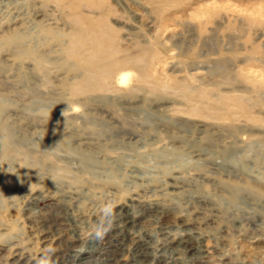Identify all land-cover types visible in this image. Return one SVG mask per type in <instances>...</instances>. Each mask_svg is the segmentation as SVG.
<instances>
[{
	"label": "rangeland",
	"instance_id": "1",
	"mask_svg": "<svg viewBox=\"0 0 264 264\" xmlns=\"http://www.w3.org/2000/svg\"><path fill=\"white\" fill-rule=\"evenodd\" d=\"M74 3L107 10L124 52L151 45L149 71L165 88L127 68L116 92L83 102L69 93L81 70L64 57L63 5L16 0L28 20L19 26L0 8V247L51 242L61 264H75L69 240L77 233L81 248L109 209L139 194L165 206L167 226L196 234L206 264H264V0Z\"/></svg>",
	"mask_w": 264,
	"mask_h": 264
},
{
	"label": "bare ground",
	"instance_id": "2",
	"mask_svg": "<svg viewBox=\"0 0 264 264\" xmlns=\"http://www.w3.org/2000/svg\"><path fill=\"white\" fill-rule=\"evenodd\" d=\"M0 1V8L6 11L11 23L19 26L28 22L26 13L19 8L21 5L19 7L13 5L16 0ZM52 1L61 6L65 0ZM75 1L77 0L65 1L61 6L66 11L63 10L66 13L63 16L67 17L66 20L72 28L63 46L64 57L72 59L81 70L79 78L68 86L72 96H79L85 102L88 97L94 100L97 95L116 92L119 89L116 76L121 70L127 68L136 70V80L147 83L151 90L165 88L164 84L154 79L149 71L148 60L155 54L151 45L142 46L139 53L124 52L118 47L120 46L119 41L116 42L117 37L112 33L113 28L105 24L104 18L108 17L107 10L98 12L100 16L96 17L93 16L95 12L91 15L93 12L87 14L83 9L78 8ZM53 6L56 7V5ZM117 80L124 81L123 75H120ZM180 86L186 90L185 85ZM233 100L242 113L247 114L244 101L236 97ZM81 142L87 143L86 141ZM171 178L175 181L179 175L174 174ZM135 195L126 204L109 209L105 213L106 221L98 224L100 229L92 233L88 240L82 242L79 249H76V246L80 238L75 231L76 235L67 243L68 256L71 257L69 261H74L75 264H99V261L104 260V264H120L124 258L123 254L126 256L128 251L130 254L128 261L132 262L130 264H148L153 259L156 264H206L208 262L206 250L200 248L196 234L192 235L190 229L186 227L177 226L178 228L174 229L172 226H167L163 219L165 206L148 197ZM32 198L30 194H26L23 202L27 207L23 209L30 208ZM134 203L137 206L136 210L132 207ZM26 213L23 212L24 215ZM143 218L157 224L154 234L149 233L147 229L143 230L142 223L145 220ZM98 232L102 234L100 237L97 236ZM47 243L31 250L24 245L10 241L5 244L6 246H1L0 250L7 251L6 254L11 259L10 264H37L42 259L46 261L52 259L53 263L50 262V264H61L60 253L58 254L55 245L52 246L51 242ZM165 252L170 257H165ZM116 254H120V257L122 255V258L117 257ZM236 263L223 261L222 264Z\"/></svg>",
	"mask_w": 264,
	"mask_h": 264
},
{
	"label": "clouds",
	"instance_id": "3",
	"mask_svg": "<svg viewBox=\"0 0 264 264\" xmlns=\"http://www.w3.org/2000/svg\"><path fill=\"white\" fill-rule=\"evenodd\" d=\"M102 234L100 232L97 233V236L100 237Z\"/></svg>",
	"mask_w": 264,
	"mask_h": 264
}]
</instances>
